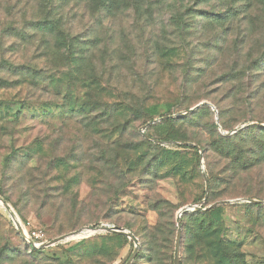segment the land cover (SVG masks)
I'll return each mask as SVG.
<instances>
[{
	"label": "rangeland",
	"instance_id": "1",
	"mask_svg": "<svg viewBox=\"0 0 264 264\" xmlns=\"http://www.w3.org/2000/svg\"><path fill=\"white\" fill-rule=\"evenodd\" d=\"M1 29L0 77L49 78L0 105V199L62 241L0 207V264H174L187 207L177 264H264V0H0Z\"/></svg>",
	"mask_w": 264,
	"mask_h": 264
},
{
	"label": "trees",
	"instance_id": "2",
	"mask_svg": "<svg viewBox=\"0 0 264 264\" xmlns=\"http://www.w3.org/2000/svg\"><path fill=\"white\" fill-rule=\"evenodd\" d=\"M60 1H62L63 2V0H60ZM52 8H54V6L53 5H51V3L49 4V8L45 11V15H44V17L43 18H41V19H37V20H35V23H34V27H35V29H37L38 31H39V29H40V33H43V31H45V29L48 27V26H50L51 25V23L53 22V21H55V25H60V23H61V20L63 19L62 17H57V15H58V12L55 14V17H57L58 19H56V20H54L53 19V21L51 20V16H52V14H53V9ZM52 11V12H51ZM52 24H54V23H52ZM4 34H5V30H2L1 29V34H0V43L3 41V37H4ZM2 61H4V60H2ZM5 65H6V67L7 68H9V69H11V73L13 74L12 76H16V77H18L17 76V72L19 73V76L20 77H23V79L22 80H17V79H15L14 81H12V80H7L6 78H1L0 77V90H9V89H12L13 88V86H21V87H23L24 85H26V97L24 98V100L22 101V103L21 102H19V101H17V102H15V100H7V101H2V102H0V105L3 107H5V112H6V114H8L9 115V113H10V110H11V108H12V106H16V107H19V106H21V105H23V108H30V109H34V107L33 106H30L29 104L31 103V102H29V100H31V99H29L28 98V96H29V92L30 91H32V90H29V89H31V87L30 86H34V85H36V83H37V81H38V79H43V82H44V79L45 78H49V77H47L49 74L46 72V70H45V68H37V67H34V66H31V65H28V66H26V65H22V66H20V67H18V66H15V65H11V64H9V63H5ZM4 65V66H5ZM26 78H28V80H25ZM27 82H29V83H27ZM34 89H36V88H34ZM28 101V102H27ZM26 104H28V105H26ZM44 104V103H43ZM26 105V106H25ZM38 107H42V106H38ZM34 111V110H33ZM42 111H47V109H43ZM43 113H45V112H43ZM7 115V117H9ZM12 116L11 117H13V119H18V115L17 114H15V112L13 111L12 112V114H11ZM4 201V200H3ZM5 202V201H4ZM6 203V202H5ZM14 211V210H13ZM15 213H16V215L19 217V219L22 221V222H24V221H26L27 219H23L22 217H21V215H19L18 214V212L17 211H14ZM193 215H195V214H192V216ZM5 217H6V220H7V222H8V224H9V227H10V229H11V231H13L14 232V234L16 235V236H18L19 237V235L17 234V232L14 230V228H13V226H12V224H11V222H10V220L8 219V217L5 215ZM46 237H47V235H46ZM20 238V237H19ZM47 239L49 240V238L47 237ZM21 240V239H20ZM22 241V240H21ZM23 242V241H22ZM24 243V242H23ZM25 244V243H24ZM26 245V247L28 248V249H30L31 251H36V249H33V248H31V247H29L27 244H25ZM219 261L220 262H222V258H219Z\"/></svg>",
	"mask_w": 264,
	"mask_h": 264
},
{
	"label": "water",
	"instance_id": "3",
	"mask_svg": "<svg viewBox=\"0 0 264 264\" xmlns=\"http://www.w3.org/2000/svg\"><path fill=\"white\" fill-rule=\"evenodd\" d=\"M201 105L203 104H200L198 106H196L195 108H193L192 110H190V112H193L194 110H196L197 108H199ZM150 124H148L147 126H149ZM0 206L5 210V212H7V214L9 215V217L13 220V223H14V226H15V229L18 233V235L20 236V238L26 242L30 247L34 248V249H41V248H46V247H49V246H53L59 242H61L62 240L59 239V240H56V241H48L38 247H34L32 245V243L30 241H28L23 232H22V229L19 225V223L17 222V220L14 218L13 214L11 213L9 207L3 202V200L0 199ZM194 211H198V208L197 207H187V208H184L182 209L178 215H177V225H178V239H177V243H176V246H175V255H174V264H177V253H178V248H179V242H180V237H181V226H180V218L186 214V213H189V212H194ZM115 232H119L118 229L114 228ZM132 259V258H131Z\"/></svg>",
	"mask_w": 264,
	"mask_h": 264
},
{
	"label": "built area",
	"instance_id": "4",
	"mask_svg": "<svg viewBox=\"0 0 264 264\" xmlns=\"http://www.w3.org/2000/svg\"><path fill=\"white\" fill-rule=\"evenodd\" d=\"M4 202V201H3ZM1 207V206H0ZM11 213L13 214L14 218L17 220V222L19 223L21 229H22V232L25 236V238L30 241L32 243V245L34 247H38L50 240L47 239L46 237V234H45V231L42 230L41 228H39L38 226H35L31 220H26L24 222H22L19 217L16 215V213L11 209L9 208ZM5 212V210H4ZM7 214V212H5ZM7 217L8 219L10 220L14 230L16 231L15 229V226H14V223H13V220L9 217V215L7 214ZM17 232V231H16ZM18 234V233H17ZM20 237V236H19ZM21 239V238H20ZM22 240V239H21ZM23 241V240H22ZM24 242V241H23ZM25 244H27L26 242H24ZM28 245V244H27ZM29 246V245H28ZM30 247V246H29ZM32 248V247H31ZM34 249V248H33Z\"/></svg>",
	"mask_w": 264,
	"mask_h": 264
}]
</instances>
